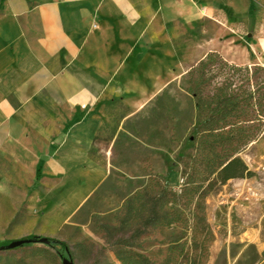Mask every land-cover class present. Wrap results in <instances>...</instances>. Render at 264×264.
I'll return each mask as SVG.
<instances>
[{
    "label": "crops",
    "instance_id": "obj_1",
    "mask_svg": "<svg viewBox=\"0 0 264 264\" xmlns=\"http://www.w3.org/2000/svg\"><path fill=\"white\" fill-rule=\"evenodd\" d=\"M209 1L0 0V184L33 190L43 218L81 211L111 173L91 156L105 109L137 110L175 79Z\"/></svg>",
    "mask_w": 264,
    "mask_h": 264
},
{
    "label": "rangeland",
    "instance_id": "obj_2",
    "mask_svg": "<svg viewBox=\"0 0 264 264\" xmlns=\"http://www.w3.org/2000/svg\"><path fill=\"white\" fill-rule=\"evenodd\" d=\"M208 3L213 19H203L190 31L191 49L176 41L177 61L171 64L175 79L137 110L121 101L105 109L91 156L111 173L81 211L71 218L59 212L43 218L33 205L34 191L8 183L13 176H5L0 184V247L18 239L49 237L67 243L73 264H87L97 254L120 264L107 242L111 233L120 236L123 201L148 183L164 184L167 178L170 223L146 228L129 250L155 264H163L167 256L170 264H264V131L238 153L249 175L217 184L200 199L199 189L193 191L186 183L199 180V165L191 161L194 144L188 140L198 114L182 79L203 54L199 49L204 39L218 25L219 40L212 45L224 59L264 65V0ZM22 177L27 181L28 175ZM54 254L41 243H23L1 249L0 264H62Z\"/></svg>",
    "mask_w": 264,
    "mask_h": 264
},
{
    "label": "trees",
    "instance_id": "obj_3",
    "mask_svg": "<svg viewBox=\"0 0 264 264\" xmlns=\"http://www.w3.org/2000/svg\"><path fill=\"white\" fill-rule=\"evenodd\" d=\"M182 80V88L191 95L198 114L188 140L194 144L191 161L199 165V180L192 178L186 183L193 191L199 189L200 199L217 184L249 175L238 153L264 131V65L231 63L211 51L190 66ZM167 186V178L164 184L150 182L123 201L120 236L111 233L107 242L120 264H155L129 248L146 228L170 223L173 210L168 204L172 196ZM37 242L54 249V257H71L69 246L62 240L46 237L45 242ZM171 262L168 256L163 260V264ZM87 264L113 263L104 254H97Z\"/></svg>",
    "mask_w": 264,
    "mask_h": 264
},
{
    "label": "water",
    "instance_id": "obj_4",
    "mask_svg": "<svg viewBox=\"0 0 264 264\" xmlns=\"http://www.w3.org/2000/svg\"><path fill=\"white\" fill-rule=\"evenodd\" d=\"M37 239L40 242H45L46 241V237L18 239V240L11 241L9 244H7L4 247H0V250L3 249V248L4 249H13L15 247H18V246L22 245L23 243L35 242ZM61 262H62V264H73V262L71 261V259L69 257H63L61 259Z\"/></svg>",
    "mask_w": 264,
    "mask_h": 264
}]
</instances>
